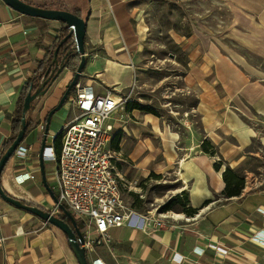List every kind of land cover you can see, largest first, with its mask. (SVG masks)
I'll return each mask as SVG.
<instances>
[{"label": "crops", "instance_id": "obj_1", "mask_svg": "<svg viewBox=\"0 0 264 264\" xmlns=\"http://www.w3.org/2000/svg\"><path fill=\"white\" fill-rule=\"evenodd\" d=\"M32 1L78 11L85 19V64L78 82L91 85L96 93H133L137 74L134 50L145 39V28L137 19L132 0ZM213 1L218 8L228 10L231 18L241 17L245 24L234 22L232 29L225 28L220 36L206 27L199 34L182 37L187 62L181 82L195 97L187 112L197 117V129L188 113L183 118L184 132L139 109L127 110L128 114L126 110L117 111L106 120L112 126L111 148L120 130L138 138L129 154L134 156L133 166L138 170L163 173L176 169L182 186L178 192L186 189L188 204L195 212L191 216H167L176 223L149 231L127 224L110 228V245L86 251L89 263L100 258L105 264H264V243L254 239L264 236V186L251 172L241 192L227 197L222 178L226 167H239L247 155L264 157V0ZM203 8L207 23L211 13L208 7ZM59 30L58 21L21 14L0 0V156L11 135L19 91ZM227 35H235L234 41L250 51L249 57L257 53L260 64H252L237 52H228L224 44ZM74 72L75 69H63L50 89L32 102L27 115L38 123L22 141L32 150L22 159L10 158L2 174L28 192L22 194L13 190L10 182L7 187L2 183L9 194L48 212L55 204L52 194L57 197V181L54 163L42 162L41 169L40 145L57 134L49 132L52 118L55 130L68 121L60 110L68 106L63 102L51 115L46 131L47 114L57 105ZM69 108L70 119L74 113L71 101ZM41 123L45 126L43 133L37 128ZM204 139L220 160L219 170L214 168L216 157L201 150ZM122 147L120 142L119 148L113 149L120 152ZM121 170L127 174L128 165L121 166ZM26 171L33 174V179L16 184L14 176ZM47 175L52 176L54 185L47 183ZM53 215L64 221L65 216V222L70 224L61 209ZM174 254L181 261L173 260ZM0 264L79 263L61 229L0 198Z\"/></svg>", "mask_w": 264, "mask_h": 264}, {"label": "rangeland", "instance_id": "obj_2", "mask_svg": "<svg viewBox=\"0 0 264 264\" xmlns=\"http://www.w3.org/2000/svg\"><path fill=\"white\" fill-rule=\"evenodd\" d=\"M131 4L135 6L134 9L137 7V19L142 21L141 23L145 28V39L134 50V64L137 74L130 102L148 105L152 108V113H148L158 116L161 121L172 127H179L184 132L183 118L187 117V111L191 110L194 105L195 97L192 92L182 86L181 82V76L185 71L187 62V51L184 48L182 37L199 34L206 27H209L213 34L220 36L225 28L232 29L231 25L234 22L236 25L239 23L242 25L245 24V21L241 17L231 18V13L222 7L218 8L217 3L213 0H132ZM203 6L209 8L208 14L211 13V19L207 23L204 19L206 13ZM234 32L236 33V31ZM226 38L224 44L228 52H237L246 57L252 64H260V57L256 55L257 53H252L254 57H249L250 51L234 41L235 35H227ZM74 93L73 88L64 101L68 102V106L60 109L67 120H69V106ZM121 95L124 96L125 93ZM143 112L145 111H141V113ZM188 114H191L193 124L197 129V117L193 116L192 113ZM129 118L138 119L136 116ZM54 122L55 119L52 118L49 126L50 133H58L59 131V127L55 130ZM118 135V139L116 137L114 140L117 142V149L120 142L124 148L122 151H118L120 155L116 162L117 169L123 177L120 190L124 203L132 212L133 226H140L142 223L140 218L148 215L152 219H163L165 226L175 224L176 222L167 216L173 213H183L187 207V202L183 201V197L173 200L175 194H180L182 191L187 192L186 189L178 192L179 187L182 186L177 181L176 169L163 173L138 170L133 166L135 163L134 156H129L132 153L131 148L138 143V138L134 137L131 132L126 134L124 130H120ZM214 156L216 157L215 160L218 161L217 156L215 154ZM127 165L129 170L127 174H124L121 166L127 167ZM6 167L4 172L7 171ZM233 170L243 178V185L246 178L251 177L252 172L260 179V186H264L263 156L247 155L242 159L239 167ZM2 176L1 182L7 187V182L10 181L7 180L6 176ZM47 176V183L50 186L54 185L55 181L52 176ZM10 184L12 183L10 182ZM11 187L17 192L28 194L21 187L13 184ZM171 200L174 202L171 209L164 210V205ZM162 214H166V216H162ZM153 227L151 223L146 224L148 231Z\"/></svg>", "mask_w": 264, "mask_h": 264}, {"label": "built area", "instance_id": "obj_3", "mask_svg": "<svg viewBox=\"0 0 264 264\" xmlns=\"http://www.w3.org/2000/svg\"><path fill=\"white\" fill-rule=\"evenodd\" d=\"M73 88L75 95L71 99V107L74 113L57 133L60 135L59 152H56L53 143L57 134H52L49 136L50 142L44 143L43 147L40 145L39 156L42 162L55 165L57 202L51 214L58 211L62 204L80 228L83 248L90 252L96 246L110 244V228L124 224L133 226L132 212L121 196L123 177L116 164L120 154L109 146L112 126L106 123L114 112L126 110V103L131 101V92L124 96L111 92L96 93L91 85L78 81ZM44 127V123L37 127L40 133L44 132ZM31 150V146L21 142L12 157L22 159ZM33 177L30 171L18 173L14 176V182L23 184ZM148 216H142L141 225L135 227L148 231L147 223H151L154 229L165 226L163 219ZM254 239L264 243L262 235ZM211 246L222 254L227 253L220 246ZM172 258L181 261L176 254ZM90 264L105 263L95 258Z\"/></svg>", "mask_w": 264, "mask_h": 264}, {"label": "trees", "instance_id": "obj_4", "mask_svg": "<svg viewBox=\"0 0 264 264\" xmlns=\"http://www.w3.org/2000/svg\"><path fill=\"white\" fill-rule=\"evenodd\" d=\"M22 1L32 6L39 7V8L61 9L60 6L56 7V5L50 2L34 3L32 0H22ZM61 10H67V9H61ZM73 13L79 15L78 11H74ZM58 22L60 23L59 35L54 39L52 44L49 46L44 58L37 62V64L35 65L33 69L32 75L27 79V81L23 84V86L21 87L19 91L15 109H14L13 116H12V120H11V135L9 136L8 140L5 142L1 156L6 152L9 146L12 144V142L14 141L18 132L21 129V115H22L23 101H24L25 96L28 93L34 94L35 92L41 93L38 96L44 95L53 85V83L58 78L59 74L62 72L63 69L68 68V69L74 70L79 63V60H80L79 53L77 52V49L75 46V40L73 36L70 35V27L66 23H63L61 21H58ZM56 49H57V55L54 56V51ZM36 98H34L31 101L30 107L27 110L26 115H25L24 138L29 133V131L33 129L38 123L37 120H32L27 115L32 107V102ZM135 108L141 111L152 113V110H151L152 108L149 107L148 105H142L137 102H130V101L126 103V110H132ZM53 143L56 148V152L58 153L60 149V135L59 134L56 135ZM200 146L203 152L208 153L210 155L215 154V150L213 149V146L210 144L208 140L204 139L201 142ZM112 147L115 149L117 148V143L114 141V139L112 140ZM4 168L2 170L1 177L4 172ZM214 168L216 170H219L220 160L214 163ZM222 178H223V181L225 182V187L223 190V194L225 196L231 197V196L238 195L241 192V189L243 188V178L240 177L234 170H232L229 167H226L222 172ZM2 188L4 192L7 195H9V193L4 189L3 185H2ZM173 197H174L173 200L183 197V201L187 202V207L183 210V213L185 212L184 214H186L187 216L193 215V213L195 212V209L189 206L188 204L189 200H188L187 192L182 191L180 192V194H175ZM173 200L166 203L163 209L164 210L171 209L172 204L174 203ZM20 201L27 205H34L22 199H20ZM62 217L65 219V221L68 222L65 216H62Z\"/></svg>", "mask_w": 264, "mask_h": 264}, {"label": "water", "instance_id": "obj_5", "mask_svg": "<svg viewBox=\"0 0 264 264\" xmlns=\"http://www.w3.org/2000/svg\"><path fill=\"white\" fill-rule=\"evenodd\" d=\"M2 1L6 5L13 8L14 10L20 12L21 14H25V15L33 16V17H40V18L49 19V20H56V21H61L63 23H66L70 27V35H72L75 40V46H76L77 52L79 53L80 60H79L77 67L75 68V72L73 74L72 80L68 84L65 92L59 99L57 105L54 106L47 114V117H46V131H47L51 115L62 106L63 102L65 101V98L67 97L69 92L73 89L74 84L77 82V79L85 64L84 41H85V35H86V21L81 16L73 12L67 11V10L39 8L36 6H32L30 4H27L23 2L22 0H2ZM56 55H57V49L54 51V56ZM39 94L41 93L35 92L34 94L28 93L25 96L24 101H23L22 115H21V129L18 132L12 144L9 146L6 152L0 157V198L9 204H12L13 206H16L20 209H24V210H28L32 212L36 216L45 220L46 222L61 229L66 234L68 244L72 248L73 253L76 256L78 263L79 264H90L86 256V251L82 246V243H83L82 233L80 229L78 228L74 218L69 214V212L64 208L62 204L59 205V208L68 217L70 224H68L62 219L55 217L53 214H51V212L45 211L36 205H27V204L22 203L19 198L11 194L7 195L2 188V182H1L2 170L5 167L6 163L8 162L9 158L13 155L14 150L17 147V145L21 143L24 139L25 115H26L27 110L30 107L31 101L34 98H36ZM43 144H44V141L42 142L41 147H43ZM40 166H41V169L43 170V164L41 160H40ZM48 190L50 189L48 188ZM52 196L54 198V201L57 202V198L53 194Z\"/></svg>", "mask_w": 264, "mask_h": 264}, {"label": "bare ground", "instance_id": "obj_6", "mask_svg": "<svg viewBox=\"0 0 264 264\" xmlns=\"http://www.w3.org/2000/svg\"><path fill=\"white\" fill-rule=\"evenodd\" d=\"M174 217H178V215H176L175 213L171 214ZM162 216H166V214H162Z\"/></svg>", "mask_w": 264, "mask_h": 264}]
</instances>
